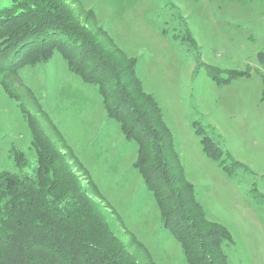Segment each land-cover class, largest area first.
I'll return each mask as SVG.
<instances>
[{"label": "rangeland", "instance_id": "374dc122", "mask_svg": "<svg viewBox=\"0 0 264 264\" xmlns=\"http://www.w3.org/2000/svg\"><path fill=\"white\" fill-rule=\"evenodd\" d=\"M11 4V0H0V9ZM75 7L82 10V25L86 14L92 13L95 30H104L116 47L136 61V76L161 109L185 179L195 187L206 220L222 227L231 238L223 246L227 264H264V203L251 192L255 189L264 197V68L258 59L264 51V1L76 0ZM237 72L249 75L225 85L216 84L212 77L225 79ZM69 73L57 53L46 64L19 71L50 122L62 130L66 144L75 156L84 158L93 179L90 160L96 152L86 147L91 139L87 143V137H96L108 126L114 127L106 147L125 137L119 138L120 125L105 115L96 87L81 83L88 89L80 92L77 84L66 85ZM195 124L241 165L233 170L234 175H227L204 155ZM30 142L17 103L0 86V171L33 175L37 164ZM16 150L25 158L20 167L11 156ZM118 165L110 169L126 167ZM140 180L138 175L128 182L115 181L129 192L125 197L117 191L106 196L99 190L122 220L130 219L134 230L136 224L130 218L134 211L129 209L137 208L139 193L131 197V192ZM101 181L104 187L108 185L107 179ZM146 214L145 209L143 220ZM110 222L122 230L112 215ZM159 224H140L138 230L141 228L144 237L138 240L153 254L156 264H180V260L185 264L181 246L161 248L168 231ZM158 253L163 255L161 260Z\"/></svg>", "mask_w": 264, "mask_h": 264}, {"label": "trees", "instance_id": "16d2710c", "mask_svg": "<svg viewBox=\"0 0 264 264\" xmlns=\"http://www.w3.org/2000/svg\"><path fill=\"white\" fill-rule=\"evenodd\" d=\"M11 2L0 9V86L26 121L37 167L33 175L0 171V264H156L20 79V70L46 64L56 53L72 75L96 87L108 119L136 145L132 168L152 195L163 229L180 244L185 262L227 264L223 246L231 238L206 220L195 187L185 179L161 109L136 76V61L104 30H95L92 13L81 24V8H72L76 0ZM258 59L264 68V51ZM248 75L212 77L225 85ZM195 126L204 155L234 175L241 165ZM11 156L17 167L24 165L21 151ZM251 192L264 203L255 189ZM111 215L122 230L111 226Z\"/></svg>", "mask_w": 264, "mask_h": 264}, {"label": "crops", "instance_id": "0c3cea01", "mask_svg": "<svg viewBox=\"0 0 264 264\" xmlns=\"http://www.w3.org/2000/svg\"><path fill=\"white\" fill-rule=\"evenodd\" d=\"M61 65H63V64H61ZM65 65H66V63H65ZM66 67H67V65H66ZM68 75H69V76H67L68 80H64V83H66V85L67 84H74V85L77 84L78 85L77 86L78 91H80V92L88 89L86 86L85 87L81 86L83 83L81 82V80L79 78H77L75 76L73 77V75L70 73ZM75 78L77 80H71V79H75ZM83 85H87V84H83ZM95 91H96V89H95ZM107 125L108 124H106V126ZM55 126H56V124H55ZM113 127L108 126V128H105L96 137H94V136L87 137L88 138L87 143H88V140L90 138L91 139L89 141V144H87L86 147H91L96 152V153H92V156L90 155L91 159H92V160H90V164L92 166L91 167V173L93 176V179L92 178L91 179L93 181H95L94 183L96 184L97 188L103 192L102 194L108 196V194H107L108 192H111L114 194L115 191H117V192H121L123 197H125V196H127V193L129 194V192L124 187H122V185L117 186L115 184V181L123 180L124 182H126V181L128 182V181H131L132 179L135 180V177L137 179L138 175L140 176V174L132 168V165L135 162L136 157H137V150H136L135 144H132L129 142L127 143L126 140H125L126 142L125 141L122 142L121 140L116 141L110 147H106V144H104V143L106 142V140L108 138L109 132L112 131V134H113ZM56 128L60 132L61 129L59 128V126L58 127L56 126ZM107 129H109L108 132H107ZM61 135L63 137V134H61ZM116 136H117V134H116ZM122 136H123L122 132H119V138H121ZM76 157L78 158V155H76ZM78 159L83 164V166L86 167L84 165V162H83L84 158L81 157ZM118 164L124 165L126 167L122 168L121 170L110 169L111 166L113 167V166L117 165L116 167H120V165H118ZM96 173H98V174L100 173L102 175L101 176L98 174L95 175ZM104 179H107V181H108V185L106 187H104V184L101 183L102 182L101 180H104ZM140 179L141 180L138 181L136 183V185L134 186V191L131 192V197L132 196L134 197L136 193H139V195L136 199V203L138 202L137 203L138 209L137 208L135 210L129 209L130 211H134V213H132L130 215V218H131V221L135 222L136 229L134 230L133 227L130 226V219L125 218V221L123 220L126 228L130 232L132 231L131 233L137 238V240L142 239L144 237L141 233L140 227H139L140 230H138V226L140 224H142L143 222L146 221V224H147V222H150V221L159 222L160 223L159 228L162 226L159 211H158L157 206L154 202V199H153L152 195L144 189L141 176H140ZM142 187H143V189H142ZM202 208L204 209L203 211L206 214L204 205H202ZM145 209H146V212H149V215L146 214V218L143 220L142 216L145 212ZM147 218H148V220H147ZM126 221H127V223H126ZM162 240H163V242L160 244V246L164 250L167 249L168 247H173L175 250L178 249V247H180V244L170 235L169 232H167L166 236L164 235L162 237ZM172 240H174L177 244H174L172 242ZM140 243L142 244L143 242H140ZM180 249H181V247H180ZM181 252H182V249H181ZM160 254L161 253L157 254V256H159L158 260H161L163 258V255H160ZM150 255L153 259L154 258L153 254L150 253ZM183 261L185 262L184 259H183ZM178 263L181 264L182 263L181 260ZM185 264H186V262H185Z\"/></svg>", "mask_w": 264, "mask_h": 264}]
</instances>
